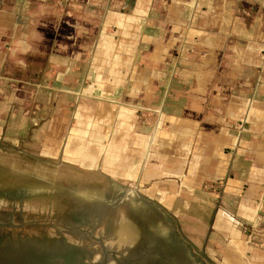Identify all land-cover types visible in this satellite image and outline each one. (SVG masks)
Instances as JSON below:
<instances>
[{"label":"crops","instance_id":"1","mask_svg":"<svg viewBox=\"0 0 264 264\" xmlns=\"http://www.w3.org/2000/svg\"><path fill=\"white\" fill-rule=\"evenodd\" d=\"M94 1L0 0V128L130 179L223 264H264V0ZM86 11L92 41L54 37Z\"/></svg>","mask_w":264,"mask_h":264},{"label":"rangeland","instance_id":"2","mask_svg":"<svg viewBox=\"0 0 264 264\" xmlns=\"http://www.w3.org/2000/svg\"><path fill=\"white\" fill-rule=\"evenodd\" d=\"M86 13L58 16L54 37L92 41L99 25ZM13 129L0 128V264H223L130 179L55 158L32 128Z\"/></svg>","mask_w":264,"mask_h":264}]
</instances>
